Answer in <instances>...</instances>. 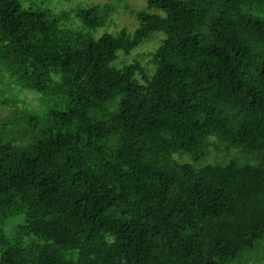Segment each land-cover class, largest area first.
<instances>
[{
  "label": "trees",
  "instance_id": "obj_1",
  "mask_svg": "<svg viewBox=\"0 0 264 264\" xmlns=\"http://www.w3.org/2000/svg\"><path fill=\"white\" fill-rule=\"evenodd\" d=\"M53 1L0 0V264H245L264 0H144L132 32L104 30L120 3Z\"/></svg>",
  "mask_w": 264,
  "mask_h": 264
},
{
  "label": "rangeland",
  "instance_id": "obj_2",
  "mask_svg": "<svg viewBox=\"0 0 264 264\" xmlns=\"http://www.w3.org/2000/svg\"><path fill=\"white\" fill-rule=\"evenodd\" d=\"M102 3H120L121 5L117 8V11L113 15V24L109 26V28L104 29L106 31H117L121 28H126L129 32H132L137 27V22L132 17V15L129 14V11H139L145 7V1L144 0H54L53 6L55 10L60 11H68L70 7L74 4H80L83 6L89 5V4H102ZM104 32L103 30L100 31V33ZM156 45V41H153L149 44L143 45L140 48L134 50L131 54V56L128 58V62L131 61L134 57H136L137 54H144L150 49H152ZM121 58L120 60H122ZM26 102L29 104H32L35 106L37 104L36 98H34L32 95L27 94L26 95ZM8 113L7 109L0 108V117H3ZM221 158V155H218L216 153H213L209 161H213L216 158ZM261 252H264V243L263 246H260V249H258V253H255L251 256L244 255V259H241L242 262L245 264H256V254H260ZM233 264H236L233 263Z\"/></svg>",
  "mask_w": 264,
  "mask_h": 264
}]
</instances>
